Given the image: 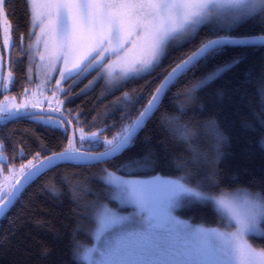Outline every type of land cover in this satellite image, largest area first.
<instances>
[{"label": "trees", "instance_id": "trees-1", "mask_svg": "<svg viewBox=\"0 0 264 264\" xmlns=\"http://www.w3.org/2000/svg\"><path fill=\"white\" fill-rule=\"evenodd\" d=\"M6 14L12 46L7 52L3 45L1 17L0 45L5 71L9 68L15 77L0 100L21 93L28 66L22 37H28L30 18L24 0H11ZM233 33L261 36L264 24L249 21ZM206 36L204 29L194 39L171 47L151 73L133 78L115 94L103 97L96 88L67 102L63 112L75 129L105 127L99 143L85 142L80 150L105 151L104 139L136 120L172 68ZM236 58L239 63L217 73ZM125 91L129 93L126 98ZM70 140L67 126L52 128L29 119L0 124L6 157L3 169L36 163V153L40 159L59 153ZM77 144L80 147L78 136ZM105 170L132 177H183L192 187L202 181L216 195L241 188L264 194V46L229 47L191 67L167 91L132 146L116 157L96 165L67 161L42 172L0 219V264H80L73 255V240L85 245L93 242L92 206L97 201L117 205L107 199ZM52 188L61 194L53 196ZM177 214L194 225L217 227L221 220L228 224L212 203L192 200ZM250 240L264 249V232L251 234Z\"/></svg>", "mask_w": 264, "mask_h": 264}, {"label": "snow or ice", "instance_id": "snow-or-ice-1", "mask_svg": "<svg viewBox=\"0 0 264 264\" xmlns=\"http://www.w3.org/2000/svg\"><path fill=\"white\" fill-rule=\"evenodd\" d=\"M11 0H0V17L6 20V9ZM32 29L39 28L45 47L49 41L68 56L78 51L81 41L87 39L92 47L82 63L74 64L60 73L61 79L86 71L103 60L109 48L119 53L124 38L135 30L141 40L140 55L128 69L130 72L147 71L158 63L170 41L194 39L207 29V36L186 59L167 74L164 83L155 91L147 106L136 120L120 133L103 141L105 151L91 155L81 151L84 143H99V134L85 133L79 129L80 147L75 135L68 146L59 153L22 165V176L12 186V191L0 192V214L16 198L17 193L41 170L55 166L54 161H107L121 154L135 142L136 134L146 125L149 114L158 108L157 101L167 85L177 76L198 63H203L224 52L229 47L264 46V35L239 37L233 29L253 21L264 24V0H24ZM10 28V26H8ZM34 31L29 35H34ZM10 35L6 33L5 45ZM107 42L108 47H105ZM39 45L40 40L35 41ZM31 47V45H29ZM99 58V59H98ZM41 59L43 57L41 56ZM234 59L225 69L239 63ZM139 64L140 67H135ZM215 75V74H213ZM9 82H14L9 72ZM59 84V82H57ZM3 91L8 85L3 84ZM63 91V89H60ZM35 107V105H33ZM59 111V109H53ZM29 119L52 128H60L70 121L44 117L29 110L27 103H0V124ZM66 132L67 129L65 128ZM212 133L218 139L213 128ZM184 136H188L187 130ZM3 144L0 143V161ZM23 152V149H21ZM26 169V170H25ZM109 202L117 207L97 201L92 206L95 227L91 231L92 243L85 245L73 240V255L80 264H264V249L257 250L249 242L250 234L264 232V194L248 189L213 194L204 182L195 187L183 177L179 179L153 178L151 180L127 179L105 170ZM53 196L61 193L50 189ZM192 200L212 203L224 212L227 225L208 227L193 225L174 214L182 204ZM131 208L128 215L121 210Z\"/></svg>", "mask_w": 264, "mask_h": 264}, {"label": "rangeland", "instance_id": "rangeland-1", "mask_svg": "<svg viewBox=\"0 0 264 264\" xmlns=\"http://www.w3.org/2000/svg\"><path fill=\"white\" fill-rule=\"evenodd\" d=\"M1 26L2 42L6 51L9 52L12 46V38L11 27H8L10 26V23L7 18L5 20L3 17H1ZM33 31L35 34L30 36L29 33ZM6 33L10 35V41L7 45H5L4 43ZM22 38L23 44H26V50L28 55V66L25 86L20 94L13 93L12 95L6 96L5 98L0 100V103H27L29 106V110L53 111V109H59V111L55 112L62 113H64V106L67 104V102L72 101L78 96L89 93L96 88H98L99 94L103 97L115 94L118 91L124 89L127 83L133 78H140L151 73L161 63L164 56L168 53L171 47L182 45L186 41L191 39L189 38L181 41H170L169 44L166 46L163 55H161V57L159 58L158 63L154 64L152 68L147 71L130 72L128 71V69L133 66V62L140 55L142 45L141 40L138 38L137 32L135 30H132L131 35L125 36L124 46L119 53H114L109 48L108 51L103 53V60L95 64V66L91 67L86 71L79 72V74H76V71L74 69L71 78L61 79L60 73L62 71H65L66 68H71L74 64L77 63H80L83 67L82 59L91 49L92 44L87 39L82 40L79 50L72 52L68 56V62L65 63L63 52L58 47L54 46L51 41H49L48 46L45 47V38L41 36V32L38 27L32 29L30 26L28 37L24 35ZM37 38H39L40 40L39 45L35 43ZM29 45H31V47H29ZM105 47H108L107 42H105ZM41 56L43 57V59H41ZM3 60L4 57L0 45V74H2L3 76V84H7V90H9L11 89L13 84V82H9V72H11L13 78L15 77V73L12 72L9 68L7 71H5ZM135 67L139 68L140 65L135 64ZM223 69L224 67L219 69L217 73L221 72ZM57 82H59V84ZM204 82L205 81L200 84H203ZM60 89H63V91H60ZM2 90L3 85L0 84V91ZM128 95L129 93L125 91L123 97L126 98ZM33 105H35V107H33ZM42 116L48 117L49 115ZM52 117L58 121L62 120L59 117ZM64 126L68 127V125L63 124L61 128H64ZM104 128H95L91 131L84 130V132L88 134L96 132L99 134V138H101L102 136L100 135V133ZM79 129L80 128L75 129L76 135L78 137L80 136ZM105 139L111 138L106 137ZM2 156L4 159L3 161H0V192H9L11 191L10 189L12 188L13 184H15L16 180L22 175V172L20 171L21 167L15 168L13 166H11L10 169L5 172L3 169V162L5 161L6 157L3 153V150ZM26 165H28V163ZM116 174L124 176L127 179L134 180H151L156 177L164 179H179V177H164L161 175L151 177H132L119 173ZM104 177L105 174L103 175V179ZM106 204H108L109 207H117V205L112 206L108 202H106ZM182 206L183 204L180 207ZM180 207H178L174 212V214L177 216V210ZM121 212L124 215H128L132 212V209L129 207L127 208V210H121ZM220 212L225 215L229 223L227 215L222 211ZM178 218L187 221L186 219H183L180 216H178ZM250 235L248 239L249 242L252 244L250 240ZM252 246L258 251L260 250L253 244Z\"/></svg>", "mask_w": 264, "mask_h": 264}, {"label": "water", "instance_id": "water-1", "mask_svg": "<svg viewBox=\"0 0 264 264\" xmlns=\"http://www.w3.org/2000/svg\"><path fill=\"white\" fill-rule=\"evenodd\" d=\"M259 46V45H258ZM258 46H251V47H258ZM196 65V64H195ZM191 67L193 66H189V68L187 70H185L183 73H177V76L173 78V80L167 85V87L163 90V92L161 93V97L160 99L157 101V104H158V107L162 101V99L164 98L165 94L167 93V91L170 89V87L186 72L188 71ZM166 78V77H165ZM165 80V79H164ZM164 80L162 81V83H164ZM161 83V84H162ZM155 94V93H154ZM147 106V105H146ZM157 110V109H156ZM155 110V111H156ZM32 112H35L39 115H49V116H54V117H59L60 119L62 120H65V121H70V123H66V125H68L69 127V130H70V136H71V140L73 139V136L75 135V138H76V147H78V144H77V136H76V131H75V126L74 124L71 122V120L67 117V115L65 113H62V112H55V111H44V110H30ZM155 111H153L152 113L149 114V117L147 118V122L149 121V119L154 115ZM146 122V123H147ZM142 130V129H141ZM140 130V131H141ZM139 131V132H140ZM138 132V133H139ZM137 133V134H138ZM136 134V135H137ZM81 151H84V150H81ZM89 152V151H87ZM104 152V151H103ZM91 155H98L99 153H102V152H97V153H93V152H89ZM52 155V154H51ZM67 161H63V160H56L54 161V164L55 166L56 165H59L61 163H65ZM87 162L88 164H91V165H96V164H100V163H103L104 161H101V162H97V161H85ZM53 168V167H52ZM45 170H48V169H44V170H41V173L44 172ZM40 173V174H41ZM40 174L36 175L35 177L32 178V180L25 184L24 187L17 193L16 195V198L12 201V203L8 204V206L4 209V212L3 214H0V219L2 217H4L6 215V213L12 208V206L15 204V202L17 201L20 193L36 178L38 177ZM22 176V175H21ZM21 176L17 179L19 180L21 178ZM13 189H11L12 191Z\"/></svg>", "mask_w": 264, "mask_h": 264}, {"label": "crops", "instance_id": "crops-1", "mask_svg": "<svg viewBox=\"0 0 264 264\" xmlns=\"http://www.w3.org/2000/svg\"><path fill=\"white\" fill-rule=\"evenodd\" d=\"M31 26V25H30ZM3 64H4V60H3ZM4 69H5V67H4ZM5 72V71H4Z\"/></svg>", "mask_w": 264, "mask_h": 264}]
</instances>
